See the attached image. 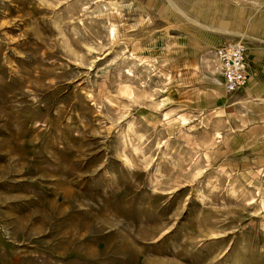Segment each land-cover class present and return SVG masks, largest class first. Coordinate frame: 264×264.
<instances>
[{"label": "rangeland", "instance_id": "obj_1", "mask_svg": "<svg viewBox=\"0 0 264 264\" xmlns=\"http://www.w3.org/2000/svg\"><path fill=\"white\" fill-rule=\"evenodd\" d=\"M263 18L264 0H0V264H264V154L216 57Z\"/></svg>", "mask_w": 264, "mask_h": 264}, {"label": "crops", "instance_id": "obj_2", "mask_svg": "<svg viewBox=\"0 0 264 264\" xmlns=\"http://www.w3.org/2000/svg\"><path fill=\"white\" fill-rule=\"evenodd\" d=\"M250 23L243 29L250 38L247 43L250 78L244 88L228 93L234 111L226 118L240 121V135L248 138L254 152L264 154V18L251 19Z\"/></svg>", "mask_w": 264, "mask_h": 264}, {"label": "built area", "instance_id": "obj_3", "mask_svg": "<svg viewBox=\"0 0 264 264\" xmlns=\"http://www.w3.org/2000/svg\"><path fill=\"white\" fill-rule=\"evenodd\" d=\"M216 57L223 76L222 86L229 94L244 88L250 78L248 47L243 39L229 40L217 48Z\"/></svg>", "mask_w": 264, "mask_h": 264}]
</instances>
